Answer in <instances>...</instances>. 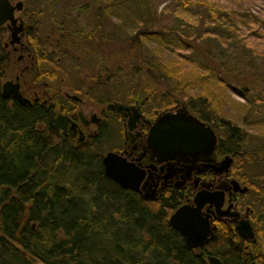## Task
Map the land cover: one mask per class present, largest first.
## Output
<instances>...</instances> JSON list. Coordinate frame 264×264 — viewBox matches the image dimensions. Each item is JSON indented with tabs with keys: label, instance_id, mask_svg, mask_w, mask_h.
Segmentation results:
<instances>
[{
	"label": "trees",
	"instance_id": "obj_1",
	"mask_svg": "<svg viewBox=\"0 0 264 264\" xmlns=\"http://www.w3.org/2000/svg\"><path fill=\"white\" fill-rule=\"evenodd\" d=\"M39 1L59 6L48 15L46 47L74 54L75 66L93 72L89 84L137 99L161 85L203 114L260 116L254 124L264 132V0ZM3 75L0 59V83ZM239 86L244 102L229 93ZM9 100L0 95V195L13 199V246L0 245V264H203L168 224V206L103 182L87 141ZM256 147L264 159V145ZM221 258L242 264L229 250Z\"/></svg>",
	"mask_w": 264,
	"mask_h": 264
},
{
	"label": "flooded vegetation",
	"instance_id": "obj_2",
	"mask_svg": "<svg viewBox=\"0 0 264 264\" xmlns=\"http://www.w3.org/2000/svg\"><path fill=\"white\" fill-rule=\"evenodd\" d=\"M9 1H21L22 7L13 11L14 26L0 25L1 83L16 84L17 93L28 102L12 95L5 98L39 108L48 122V107L65 117L59 131L75 142L89 143L90 152L98 156L103 182H117L104 174L101 163L102 156L112 152L116 158L110 164L127 168L123 172L129 178L122 182H139L136 191L122 189L168 206L167 219L178 207H188L179 221L188 229V241L196 245L189 246L180 231L171 228L203 264H208V257L224 264L223 249L242 264H264V159L256 147L264 145V132L254 124L262 117L203 114L206 107L191 104L188 95L157 85L137 99L127 96L124 87L117 92L106 85L67 83L59 76L64 55L44 43L47 4ZM114 102L126 109L106 107ZM192 118L196 121H188ZM182 128L191 129L188 137L174 138ZM1 201L7 202L0 209L8 210H0V245L13 246L6 233L14 224L13 199L0 195Z\"/></svg>",
	"mask_w": 264,
	"mask_h": 264
},
{
	"label": "water",
	"instance_id": "obj_3",
	"mask_svg": "<svg viewBox=\"0 0 264 264\" xmlns=\"http://www.w3.org/2000/svg\"><path fill=\"white\" fill-rule=\"evenodd\" d=\"M22 7L21 1H16L14 3H11L9 0H0V25L5 23L8 26H14L16 19L13 16L14 10H20ZM13 34V33H12ZM16 84L12 83L9 80H6L1 83L0 85V95L2 97H6L9 95L14 96L15 98L19 99L22 103L28 102L26 99L21 98L19 94L17 93ZM246 90L245 86H239V91L244 92ZM108 109H111L112 111L121 112L122 110L126 109V106L121 103H110L106 106ZM49 110V124L58 130H63L64 124L66 121V118L57 114L54 115L53 110L48 107ZM188 121H196L195 119H189ZM153 130V129H152ZM150 131V134L153 131ZM171 131V128H169L168 132ZM191 132V129L188 128H182L180 131H175L174 138L178 139V136L181 137H188L189 133ZM152 136V135H151ZM172 136L171 133H169V137ZM160 137L166 138L168 137L166 135H162ZM116 158L115 154L112 152L105 153L101 158V163L103 167V172L106 176L116 180L119 187L121 188H128L136 191L138 189V183L139 182H122L125 179H128L129 176H125L123 170H127L126 166H115L111 165L110 161L112 159L114 160ZM186 210H189L186 206H180L178 207L173 214H171L167 222L171 227H174L175 229L180 231V234L185 237L186 242L189 246H195V243H191L188 241V232L184 225L179 221L180 217L186 212ZM208 264H220L219 261L214 257H208Z\"/></svg>",
	"mask_w": 264,
	"mask_h": 264
},
{
	"label": "rangeland",
	"instance_id": "obj_4",
	"mask_svg": "<svg viewBox=\"0 0 264 264\" xmlns=\"http://www.w3.org/2000/svg\"><path fill=\"white\" fill-rule=\"evenodd\" d=\"M155 1H159V0H155ZM166 3V1H161L158 3L157 5V10H159L164 4ZM47 4V9H46V16H45V20L44 22L46 23V25H49V20H50V17H48L49 14H52L51 11L53 10H56L58 9V4L56 5H52V7H50V4L46 3ZM262 7H264V3L262 4ZM260 8V6L257 4L256 7H254V10H258ZM109 27L107 26V24L104 26V29L107 30ZM70 57V58H69ZM68 58H65V60H63L61 63H60V67L63 69L62 72H59V76H62L64 77V80L67 82V83H71V84H83V85H91L89 83H91V76H89V74H92L93 72H83L79 67L75 66L73 64V60H71V58L74 57V54H71ZM105 59L107 60L108 64H110V60H109V57H105ZM112 87L113 85H106V87ZM160 88H164L162 87L161 85L158 86ZM230 93V96L234 99V100H237L239 102H244V99H243V94L241 93V91H239V89H233L232 92H229ZM228 108V107H226ZM228 112H231V114L233 112V110L229 109L227 110ZM103 147V150L104 148H106L105 146H102ZM101 151L102 149L101 148H97L96 151Z\"/></svg>",
	"mask_w": 264,
	"mask_h": 264
}]
</instances>
